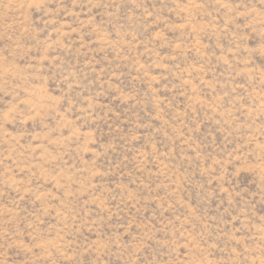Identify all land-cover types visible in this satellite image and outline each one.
<instances>
[{"label":"rangeland","instance_id":"374dc122","mask_svg":"<svg viewBox=\"0 0 264 264\" xmlns=\"http://www.w3.org/2000/svg\"><path fill=\"white\" fill-rule=\"evenodd\" d=\"M0 264H264V0H0Z\"/></svg>","mask_w":264,"mask_h":264}]
</instances>
